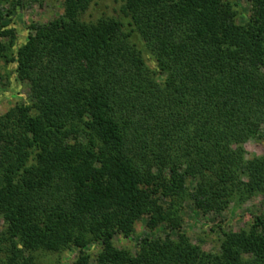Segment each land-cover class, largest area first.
Returning <instances> with one entry per match:
<instances>
[{
  "label": "trees",
  "instance_id": "16d2710c",
  "mask_svg": "<svg viewBox=\"0 0 264 264\" xmlns=\"http://www.w3.org/2000/svg\"><path fill=\"white\" fill-rule=\"evenodd\" d=\"M93 1L64 0L18 45L23 0H0V62L29 85L0 117V264L71 248L72 264H264V214L219 252L179 214L264 195L245 149L264 141V0H123L124 17L86 21ZM143 217L170 232L118 248Z\"/></svg>",
  "mask_w": 264,
  "mask_h": 264
},
{
  "label": "rangeland",
  "instance_id": "374dc122",
  "mask_svg": "<svg viewBox=\"0 0 264 264\" xmlns=\"http://www.w3.org/2000/svg\"><path fill=\"white\" fill-rule=\"evenodd\" d=\"M123 0H94L90 8L83 15L86 21H95L102 16L124 17L121 10ZM238 10L242 17L248 13V4L240 1ZM64 0H23V6L12 23L19 30L18 45L25 42L29 32L28 27L35 23H46L64 14ZM16 66L0 62V117L4 116L21 103L25 102L29 94V85L17 80ZM248 157L260 161L264 156V141L251 138L245 144ZM182 232L190 240L207 252H219L224 231L238 232L246 229L257 215L264 214V195L257 193L242 202H235L229 209L221 213L197 209L192 201L182 204L180 211ZM0 229H5V221L0 218ZM170 232L165 224L156 230L147 226V218L143 217L134 225L132 234L125 237L119 234L115 238L118 248L126 249L132 253L137 252V243L144 236H165ZM175 234V233H173ZM95 260L100 252V246L95 244L87 248ZM77 248L54 252L39 250L34 253L35 264H72L78 255Z\"/></svg>",
  "mask_w": 264,
  "mask_h": 264
}]
</instances>
